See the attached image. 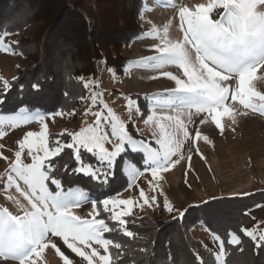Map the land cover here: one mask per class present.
I'll list each match as a JSON object with an SVG mask.
<instances>
[{"label":"snow or ice","instance_id":"1","mask_svg":"<svg viewBox=\"0 0 264 264\" xmlns=\"http://www.w3.org/2000/svg\"><path fill=\"white\" fill-rule=\"evenodd\" d=\"M257 5H264V0H211L207 6L197 5L195 11H190L188 7L179 8L178 17L183 38L172 40L165 31L160 42L148 45L155 55L137 62L150 64L155 69L175 66L179 70L177 73L167 70L159 73L175 84L171 90L174 98L165 101V104L179 108H195L196 114H204L200 124L210 121L221 133L222 118L227 116L235 123V115L240 114L229 100L238 102L244 109L264 115V103L257 105L254 102L256 98L264 101V94L254 91L250 86L257 69L264 66V11H258ZM217 7L223 8L224 11L219 19H212L210 13ZM8 34L4 32L0 35V50H9L5 48L3 41V36ZM144 35L148 36L150 33L146 32ZM15 79L13 82L2 81L6 90L4 97L12 90ZM233 81L234 89L231 87ZM20 87L23 90V85ZM31 87L34 91H39L41 86L39 83H33ZM84 87L87 88L88 84L85 83ZM96 95L98 94L92 96L93 104L96 103ZM4 97H0V104L4 103ZM128 103L133 101L129 99ZM26 107L19 109L21 115H9L8 123L15 128L18 124H28L34 118L39 123L40 130L28 131L18 141L20 150L14 153L15 159L9 165L10 170L15 172V178L6 173L4 188L6 190L14 186L30 205V210H25L23 215H14L7 208L0 209V259L18 261V264H37L43 250L51 245L63 260V264H73L52 241V237H57L67 249L87 264H113L114 255L111 249L119 250L116 255L123 256L125 246L105 237V233L115 229L110 228L104 219H82L73 213L72 209L79 206L84 193L79 189L62 190V180L53 173L56 168L53 159L65 148L71 149L74 159L78 162L73 171L90 176L100 185L109 183L110 178L115 177L119 165L121 175L126 172L130 188L145 172H150L155 178L159 173L179 163V160H174L173 157L180 155L184 140L190 138L187 125L179 115L164 116L162 119L174 122L183 139L168 135L154 141L137 140L127 131L125 123L109 108L107 115L110 119H106L102 112H96L94 124L82 127L75 133H68L70 142L65 143L57 137L53 146L49 144L50 136L44 116L39 111L35 112L34 117L24 114ZM50 115L60 116L62 112L56 111ZM191 118L192 113L189 112V122ZM152 119L153 116L149 115L145 123ZM4 120L5 116L0 115V124H3ZM102 121L105 126H110V134L101 126ZM157 123L160 126L159 121ZM2 135L3 133H0V136ZM195 136L208 142V136L201 137L199 128ZM154 144L158 147L153 146ZM106 145H112L111 149ZM25 148L31 163L26 164L21 159ZM81 149L94 157L97 163H83ZM128 152H140L143 156L140 162L143 167L129 157ZM180 159H183L182 155ZM16 178L23 181L26 189L16 183ZM46 181H50L55 191L50 190ZM149 186L155 191V185L149 182ZM139 195L144 204H149L143 189H140ZM158 195L162 193L153 195L152 202L159 203ZM100 203L105 212L112 213L110 218L119 224L121 233L134 238L136 234L128 229L124 217L131 215L132 207L140 205L131 199H104ZM117 206H123V210L115 212ZM164 208L169 212L173 211L167 200L164 202ZM92 212L99 215L96 202H93ZM240 230L256 241V247H264V231L257 232L246 227H241ZM228 235V244H240V237L235 232L229 231ZM215 239L219 241L221 249L215 258L217 264H222L224 241L218 235ZM94 245L103 249L104 254L101 255ZM197 259L200 258L197 256Z\"/></svg>","mask_w":264,"mask_h":264},{"label":"rangeland","instance_id":"2","mask_svg":"<svg viewBox=\"0 0 264 264\" xmlns=\"http://www.w3.org/2000/svg\"><path fill=\"white\" fill-rule=\"evenodd\" d=\"M209 3L211 0H143V7L137 18L143 34L120 50V54L129 59V65L125 69L126 74L120 77L115 74L113 68L105 67L102 62H98L96 79L79 76L83 85L87 83L88 87L86 88V96L79 99L70 112L73 119L68 112H62L60 116L41 113L48 125L49 135H62L75 133L82 127L94 124L96 112H102L106 119H110L107 115V109L110 108L119 120L125 123L126 129L131 135L134 133L140 136L137 140L143 139L145 141H154L156 138L168 135H172L176 139H183L182 133L177 131L174 122L162 119V117L179 115L184 120L190 132V138L184 140L180 149V155L183 156V159H180V155L173 157L174 160H179V163L172 165L167 171L159 173L155 178L151 176L150 172H145L144 175L136 179L132 187H128L127 181L123 191L114 195H107L100 201L104 199H131L140 205L131 208V215L137 217L147 215L159 220L180 214L185 207L192 203H201L221 196L243 195L256 190H264V115L244 109L238 102L229 100V103H232L240 114L235 115V123L232 122L231 118L223 117V132L221 133L215 129L210 121L206 124H200L204 114H196L195 108L189 109L186 106L179 108L164 103L174 98L171 95V90L174 89L175 84L166 77L160 76L159 73L164 70L177 73L179 70L175 66L155 69L150 64L137 63L155 55L154 51L149 50L148 45L160 42L165 31L172 40L183 38L178 17L180 7H188L190 11H195L197 5L207 6ZM257 10L264 11V5H257ZM223 11V8H214L210 16L212 19H219ZM128 23H130V17H128ZM39 24L38 21L27 26L21 35L32 36L33 34L37 37L35 31ZM146 32L150 35L145 36L144 33ZM21 35L15 32L3 36L4 46L9 50H0V93L6 91L2 81L10 82L16 78L18 69L32 65V61L27 60L19 52L12 49L11 43H15ZM47 54L50 64L60 63L59 58L61 56L57 52H47ZM250 86L254 91L264 94V66L257 69ZM231 87L235 88L234 81L231 82ZM93 94H98L95 104L92 102ZM133 94L141 95L146 99L147 116L143 117L142 112L137 111L136 100L130 98ZM129 99L133 103L129 104ZM254 102L257 105L264 103L258 98L254 99ZM189 112L192 113L190 122L188 121ZM24 114L35 116V112L27 113L25 111ZM14 115H21V113L18 111ZM149 115H152L153 119L145 123ZM7 117L5 116L4 123L0 124V133H3L0 136V184H2L0 209L7 208L14 215H23L25 210H30V205L16 191L14 186L5 190L6 173L15 178V172L10 170L9 165L15 159L14 153L20 150L18 141L28 131L39 132L40 125L33 118L28 124H18L17 127L13 128L8 123ZM158 121L160 126H158ZM101 126L110 134V126H105L104 121H102ZM129 128L132 131H129ZM197 128L201 132V137L208 136V142L202 138H196ZM56 139L50 138L49 144L55 146ZM70 141L71 137L69 136ZM153 146L158 147L155 144ZM106 147L111 149L112 145H106ZM138 153L142 156L140 152ZM21 159L26 164L32 162L31 158L27 156V148L23 150ZM124 168L126 169L127 165ZM149 182L155 185V191L149 186ZM16 183L20 184L23 189L27 187L18 178H16ZM78 189L71 190L76 191ZM140 189L144 190L145 198L149 204H144L139 195ZM82 192L84 196L81 197L79 206L72 209L73 213L82 219L96 218V214L92 212L95 199L86 192ZM157 193H162L163 206L167 200L173 211L169 212L165 208L163 211H159L156 208L157 203L152 202V196ZM8 197L12 198L8 199ZM122 210L123 206H117L114 209L115 212ZM107 213L112 215L110 212ZM248 213L259 219L254 229L257 232H262L264 229V203L255 206V209L248 211ZM191 233L206 249L213 251L215 256L220 253V243L215 239L216 235L210 233L203 223L192 227ZM258 238L257 236V240ZM52 241L73 264H87L81 257L67 249L59 238L52 237ZM94 247L101 255L104 254L103 249L99 246L94 245ZM34 259L37 258L34 257ZM0 264H18V261L0 259ZM37 264H63V260L57 254L56 249L49 245L37 259Z\"/></svg>","mask_w":264,"mask_h":264},{"label":"trees","instance_id":"3","mask_svg":"<svg viewBox=\"0 0 264 264\" xmlns=\"http://www.w3.org/2000/svg\"><path fill=\"white\" fill-rule=\"evenodd\" d=\"M142 7L143 0H0V35L4 32L21 35L27 26L40 22L35 31L37 37L21 35L11 43L12 49L32 61V65L17 70L12 90L6 97L5 91L0 93V97H4L0 115H14L22 106H27V113L61 111L70 114L77 101L87 94L79 76L96 79L98 62L113 68L120 77L125 75L129 59L122 56L120 50L143 34L137 21ZM47 52H57L61 56L60 63L50 64ZM33 83L40 84L39 91L32 89ZM130 98L136 100L142 116H147L146 99L138 94ZM70 117L73 119L71 114ZM49 136L69 142L68 134ZM132 136L140 138L134 133ZM80 155L83 163H97L82 149ZM127 155L143 167L140 163L143 158L138 152ZM53 163L56 165L53 173L62 180V189L79 188L94 198L99 213L96 218L104 219L115 229L105 233V237L125 247L123 256L116 255L119 250L111 249L113 264H217L214 252L206 249L191 233V228L199 223L224 241L222 264H264V247H256V242L240 230L241 227L254 229L258 223L259 219L248 211L264 203V190L192 203L180 214L167 219L155 220L147 215L124 217L128 229L136 234L129 238L121 233L119 224L100 203L105 196L126 188L127 179L121 175L119 165L115 177L100 185L90 176L73 171L78 162L71 149L65 148ZM46 183L50 190H55L50 181ZM157 200L156 208L163 211L162 196L158 195ZM229 231L240 237L239 245L228 244Z\"/></svg>","mask_w":264,"mask_h":264},{"label":"crops","instance_id":"4","mask_svg":"<svg viewBox=\"0 0 264 264\" xmlns=\"http://www.w3.org/2000/svg\"><path fill=\"white\" fill-rule=\"evenodd\" d=\"M259 205H260V204H259ZM253 209H255V207H254V208H252V209H250L249 211H251V210H253ZM263 223H264V220H263ZM258 237H259V236H258ZM258 240H259V238H258ZM258 240H257V241H258Z\"/></svg>","mask_w":264,"mask_h":264}]
</instances>
